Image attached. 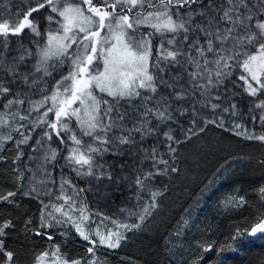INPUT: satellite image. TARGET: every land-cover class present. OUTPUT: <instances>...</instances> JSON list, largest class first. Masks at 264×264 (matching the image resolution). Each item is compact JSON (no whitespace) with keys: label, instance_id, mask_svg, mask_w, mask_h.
Returning a JSON list of instances; mask_svg holds the SVG:
<instances>
[{"label":"snow or ice","instance_id":"obj_1","mask_svg":"<svg viewBox=\"0 0 264 264\" xmlns=\"http://www.w3.org/2000/svg\"><path fill=\"white\" fill-rule=\"evenodd\" d=\"M41 9L49 13V25H56L46 33L33 16ZM25 29L42 39L33 42L34 48L21 44L11 49L9 36H20ZM239 81L243 83L238 85ZM229 85L259 97L254 106L261 110L258 119L264 122V0H36L35 6L17 13L15 19L0 17V130H8L0 135V143L14 142L19 149L43 125L42 138L34 141L35 146L29 145L40 159L44 138L52 141L53 134L56 138V147L48 145L44 163L32 172L24 192L41 205L38 225L28 220L25 232L53 241L55 229L71 224L91 245L88 258L69 259L53 243L32 264H96L97 245L120 247L127 239L120 231H85L89 214L80 194L94 191L107 200L131 182L139 200L156 176L177 173L171 154L181 140L172 134V126L183 128L182 118L196 125L201 109L214 117L221 112L239 115L235 103L222 107ZM36 95L40 99H33ZM204 123L222 127L223 118ZM12 132L20 139L15 140ZM191 134L194 128L188 127L185 138ZM161 136L167 158L156 147ZM247 138L264 141V135ZM22 156L18 151L12 163ZM144 161H150L155 171H145ZM57 165L75 174L59 181L55 199L62 203H52L49 187L57 183L53 177ZM12 171L17 180L28 179L20 168ZM76 180L89 187L78 186ZM258 192L264 199V187ZM160 195L151 192L150 202L139 214L141 222L158 206ZM15 196L14 191L0 193V202L11 203ZM227 203L239 208L246 201L239 196ZM112 223L126 231L140 227L114 219ZM12 227L10 221L0 225V238ZM245 233L264 234V216L257 217L250 228H237L229 240ZM59 234L70 237L67 231ZM215 246V241L197 243V249L205 253ZM226 247L232 245H222L220 250ZM203 259L198 254L190 264ZM0 264H16L15 254L5 248L3 239Z\"/></svg>","mask_w":264,"mask_h":264},{"label":"trees","instance_id":"obj_2","mask_svg":"<svg viewBox=\"0 0 264 264\" xmlns=\"http://www.w3.org/2000/svg\"><path fill=\"white\" fill-rule=\"evenodd\" d=\"M35 2L36 0H0V17L15 19L17 13L30 5L35 6ZM48 14L46 9L33 13L42 33L56 27L49 25L46 18ZM8 39L11 49L15 50L21 44L34 48L33 42L42 37L25 29L20 36L10 35ZM235 74L239 75V72ZM242 83L239 81L238 85ZM33 99H40V96H33ZM258 99L259 97L248 96L243 88L229 85V96L221 102L222 107L235 103L239 115L221 112L220 116L214 117L208 110L201 109L196 125H192L188 118H182L183 128L173 125L172 134L181 140L174 145L176 151L171 154L179 171L156 176L149 191L142 194L139 200L131 182L121 186L107 200L98 198L94 191L80 194L89 214L85 231L90 229L92 233L99 231L107 234L111 229L127 236L120 247L115 249L97 245L94 257L96 264H131L129 261L134 264H190L198 254L204 257L200 264H264V236L252 241L245 233L235 241L229 240L237 228H250L257 217L264 216V199L260 198L258 192L260 187H264V141L247 138L264 135V122L258 119L261 110L254 106ZM253 116L257 119L253 120ZM35 117L36 114L33 113L32 119ZM221 117L222 127L204 123L205 119L213 118L219 122ZM236 124L240 127H235ZM188 127L194 128V134L186 139ZM7 131L0 130V135ZM43 131V125L32 131V140L21 144L19 149L14 142L0 143V149H3L0 151V157L3 158L0 159V193L6 195L8 191L16 192V196L10 198L13 202H0V225L5 221L14 225L6 229L7 235L0 239H3L5 248L15 254L16 264H32L34 257L53 243L59 244L61 251L69 259L89 256L87 248L91 245L80 238L71 224L55 229L53 241L42 240L34 236L32 231L25 232L28 220L38 225L41 207L37 199L24 195L29 188L28 181L32 172L44 163L42 156L48 145L56 147L53 134L52 141L44 138L40 159L31 152L29 145L35 146L34 141L42 138ZM11 134L15 140L20 139L17 133ZM163 139L161 136L155 143L161 155L167 158L168 149L162 143ZM60 147L63 148V145ZM18 151H22L23 156L13 164ZM142 166L145 171H155L150 161L142 162ZM14 167L20 168L28 179L23 182L17 180L12 171ZM129 168L131 169V165ZM74 175L67 169L61 170L60 165L56 166L53 177L57 183L49 186L52 189V203H62L55 199L61 177L74 178ZM74 182L80 187H89L82 181ZM152 191L162 192L163 195L157 197L158 206L141 222L139 214L142 206L150 202ZM239 196H243L246 201L243 207L237 208L227 203L229 198ZM41 199L47 201L48 197L41 196ZM113 219L128 225L140 224V227L133 228L132 231L118 229L112 223ZM63 231L69 232L70 237L61 236L59 233ZM204 241L216 242L213 251L205 253L197 249V243ZM228 244L232 247L220 250V246Z\"/></svg>","mask_w":264,"mask_h":264},{"label":"water","instance_id":"obj_3","mask_svg":"<svg viewBox=\"0 0 264 264\" xmlns=\"http://www.w3.org/2000/svg\"><path fill=\"white\" fill-rule=\"evenodd\" d=\"M262 236H264V234H260V233H258L256 236H250V239H251V240H256V239H258V238H260V237H262Z\"/></svg>","mask_w":264,"mask_h":264},{"label":"rangeland","instance_id":"obj_4","mask_svg":"<svg viewBox=\"0 0 264 264\" xmlns=\"http://www.w3.org/2000/svg\"><path fill=\"white\" fill-rule=\"evenodd\" d=\"M122 242V241H121ZM123 261H125L124 259H123ZM129 263H131V264H134V262L133 261H129Z\"/></svg>","mask_w":264,"mask_h":264},{"label":"bare ground","instance_id":"obj_5","mask_svg":"<svg viewBox=\"0 0 264 264\" xmlns=\"http://www.w3.org/2000/svg\"><path fill=\"white\" fill-rule=\"evenodd\" d=\"M75 231V230H74ZM249 238H250V236H249ZM259 239V238H258ZM251 240V239H250ZM257 240V239H256ZM252 241H254V240H252Z\"/></svg>","mask_w":264,"mask_h":264}]
</instances>
